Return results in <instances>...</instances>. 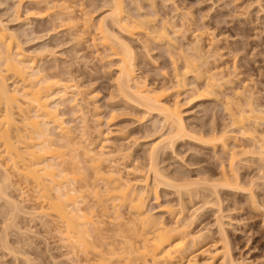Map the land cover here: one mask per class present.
Returning <instances> with one entry per match:
<instances>
[{
	"label": "bare ground",
	"instance_id": "1",
	"mask_svg": "<svg viewBox=\"0 0 264 264\" xmlns=\"http://www.w3.org/2000/svg\"><path fill=\"white\" fill-rule=\"evenodd\" d=\"M24 1L31 2V4L33 2V6L35 2L38 6L37 11H39L34 12L36 10L33 8L36 6H32V11L29 9L26 13L28 16L32 18L36 16L38 19L54 16L51 23L56 21L63 30L69 31V36L70 34L73 36L70 39L77 42L72 40L78 48L80 44H86L85 48H90L92 56L95 54L96 59H100L97 62L101 60L106 62V58L109 59V57L116 60L118 74L114 81L117 93L132 102L134 107L137 105L140 111L143 109L144 113H142L145 116H159L162 119V125L157 135L160 132L161 137L158 142L151 145V149L146 153L148 154L147 158L145 157L147 164L145 163L144 167L139 168V165L135 167L136 164L133 167L127 165V159L133 151L124 154L120 146L113 144L108 135L102 131L101 115L98 113L101 108L99 109L93 103L88 106L90 104L88 100L91 98L93 101L95 94L84 95L83 85L73 78L75 73L68 78L70 76L67 75L71 72H67V78H63L62 74L65 73L61 71L49 74L41 64V67L37 66L35 64L37 56L31 58L32 51L27 53L22 43L17 41L21 33L14 34L13 30L8 27L9 23H5L0 18V185L3 186L1 200L6 197L7 199L4 200L12 207V212L16 215L24 207H20L22 203L18 205L19 203L10 197L8 190L16 185L19 188L23 183L32 187L35 192H32L28 198L35 195L27 201L39 204L38 206L42 205L43 210H49L47 211L49 222L46 224L52 225L53 230L60 233L64 242L69 245L67 247L70 248V252L83 255L92 254L96 258V264H216L215 260L223 254L222 252H224L222 264H233L234 258L231 255L227 233L225 234L226 231L220 221L223 217L220 212L222 209L219 210L221 216L217 222L219 231L224 234L223 251L216 249L215 252L210 251V253L205 247L198 248L204 233L195 234L192 226L204 204H213L207 200V197H205L203 206L196 208L190 215L186 213L187 207L182 197L179 198V204L176 206L159 203L160 210L164 212L167 219L165 217L156 218L153 209L149 208V200L152 196L155 200L154 204H158L160 187L177 189L182 195V191L194 194L197 189L203 187L201 189L210 192V196H214L217 203L221 202L219 192L224 189L227 192L246 195L255 210L261 209V204L256 199V190H254V186H258L257 181L255 182L254 179L249 183H244L242 179L244 176L241 177L238 164L239 160H242L241 157L244 159L247 157L246 161L249 158L264 160V104L257 102L258 93L251 91L252 87L249 90L250 85L242 80L243 75L240 76L242 73L237 71L236 61L233 60L235 63L231 61L232 66L229 63H225V65L228 64L227 66L219 63L223 60L224 50L222 48V51L220 45L218 46L217 36L210 35L208 29L205 28H203L204 32L202 27L201 29L195 28V31L193 29L195 25L187 29L190 28L188 22L191 25L193 21L191 22V17L190 21L187 19L190 14H182L180 18L178 16L177 21L176 16L180 8L174 7V10L178 11H176V19L173 17L174 21L172 17L167 18L170 16L168 14H165L167 17H163L157 9L158 4L155 0H105L103 8L109 9L103 11L96 25L88 19L89 15L83 6L81 5L83 11H80L79 4L75 2V5L73 0H20L21 6ZM163 2L166 3V1ZM170 2L172 4L171 0ZM145 4L150 7L151 12H146ZM84 11L86 14L83 13ZM109 12L113 14L109 15ZM18 14L15 19L20 24L28 25V28L32 27L31 24L22 21L23 17ZM191 30L193 34H196L195 36L188 35ZM134 39L145 49H150V45H159L163 47V50L165 49L172 63V76L171 78L168 76L170 79L166 83L160 85L153 81L150 83V80L148 83L146 80L148 77L144 79L138 77L140 75L137 74L139 63H136L137 55L130 41ZM83 48L84 46L82 50ZM37 51L39 50H35V53ZM111 65L113 67L114 64H108V67L111 68ZM59 73H62L61 76ZM182 95L187 97L189 105L200 102H218L222 105L226 117L228 116L227 122H229H226L227 125L220 130L201 133L200 129V133H197L195 131L197 127L188 125L183 117L182 105L178 99ZM172 97L175 98L174 102L171 101ZM87 102L88 107L85 108L84 105L86 106ZM70 116L76 121L80 120L79 123H82L84 131L93 126V123L96 124L95 129L91 127L90 130L87 129L89 132H78L77 134L75 131V135L73 130L71 131L73 128L70 127ZM78 134L80 136H77ZM240 140L242 144L237 143ZM186 141L207 149L216 150L222 147L224 155L229 156V171L221 167L220 179L209 180L207 178V180L200 181L199 178V181L195 180L190 183L185 182V178L181 182L180 177L178 181L171 178L172 176L169 177L159 167V156L168 149L175 152V146L178 143H186ZM242 141H247L249 144L251 142V144L247 146V143L244 145ZM235 144L240 147L236 148ZM239 148L240 150L235 151ZM66 149H70L69 154L73 157L67 156L69 159L72 158L70 161L66 157ZM62 150L66 151L62 152ZM88 170H91L93 175L90 176V172L89 177H86ZM85 173L86 176H84ZM73 174L76 176L81 174V177L84 174L85 178L81 181L80 177L81 183L78 184L76 181L78 179L69 178ZM16 177L20 180L17 181ZM256 180L264 184V174ZM90 196L95 201L92 203L89 200L92 205L87 202ZM110 212L115 215L112 217L115 221H121L127 217L128 220L125 218L126 221H123L127 227L125 228L122 224L123 227H121L119 225L121 222L118 224L112 220L114 225L118 224V227L113 226L115 230L119 228L116 230V232L120 231L118 236L123 235L124 238L121 237V246H118L120 245L119 240L116 241L117 244L114 242L119 248H116L114 244H109L111 248L108 245L109 249L103 250L101 249L102 244L100 245L96 238L93 239L92 233L101 230L102 234H107V228L104 231L101 229L105 223L101 217L102 213L111 214ZM111 223L109 226L112 225ZM123 229L127 231L121 233ZM102 234L98 235L103 237ZM103 238L106 239V236ZM205 254H211V256L207 255L206 259L198 258L200 255L204 257Z\"/></svg>",
	"mask_w": 264,
	"mask_h": 264
},
{
	"label": "rangeland",
	"instance_id": "2",
	"mask_svg": "<svg viewBox=\"0 0 264 264\" xmlns=\"http://www.w3.org/2000/svg\"><path fill=\"white\" fill-rule=\"evenodd\" d=\"M19 1L20 0H0V18L5 23L6 22L9 23V25L8 23L7 25L10 29L13 30L11 31L14 32V34L17 33L18 35L21 33L20 35H18L20 37L19 40H17L19 41L18 43H22L23 45L22 47L24 48L25 51H27V53L28 52L30 53L31 51H32L31 53L33 52L35 53V50H39L35 54L33 53L32 55L30 53V56L31 58L32 57L35 58L37 56L35 59L37 62L35 61V64L40 67L42 65V67L47 70L46 73L50 74V73H55V71L56 72L61 71L62 73H65V74L61 73L63 75V78L64 77L67 78L66 75L69 72H71V74L67 76L73 75V73H75L73 75V78H75L78 82L80 81L81 85H83L82 91H84V95L86 94L96 95V96L94 95V98L92 96L93 101L90 98L89 100H91V102L88 100L90 104L88 105L87 102L86 106L84 105V107L86 108L88 106H91L92 103L95 104L96 107L97 106L98 108L100 107L101 110H99L98 113L101 116L97 112L96 113L101 117L100 123L102 125V131L104 132V134L108 135L109 139H111V142H113V144L115 143V145H117L118 147L120 146L124 154L131 153L133 151L131 153L132 155L129 156L127 159L128 161L127 165L129 166L132 165L133 167V165L136 164L135 167H138L137 165H139V168L144 167L145 163L147 164L146 155L148 154L146 153L149 152V150L151 149V145L153 143H155L156 141L158 142V140H160L161 134L159 132L157 135V132L161 128L160 125H162L161 124L162 119L159 118V116L157 115H148V116L146 115L147 116L146 117L145 114H143L144 113L142 111L143 109H141L140 111V109H138L139 107L137 108V105H135L134 107L132 102L124 99L121 95H120L121 97L119 96L116 90V82L114 81L116 80L115 76L117 78V74H118L117 71L118 66L116 65L118 63L116 60H113L111 57H109V59L107 58L106 60L104 59L106 62H104L103 60L97 62L100 59H96L97 57L95 56V54H93L95 57L92 56V52H90V48L87 47V49H89V51H87V49L85 48L86 44L84 43H83L84 45L80 44L78 48L77 47L78 45L77 44L75 45L74 43L76 41L74 39H70V37L73 38V36L71 34L69 36L68 34L69 31L63 30V28H61L59 24H57V22L54 21L55 19L53 20L54 22H52L53 24L51 23L54 16L50 18L42 17L39 19L36 18V16H34L36 19L34 17L32 18V16H28L26 13L27 11H29V9H31L32 11V8L35 6L36 7L33 9H35L36 11L34 12H38L39 11V10L37 11L38 6L35 5L37 3L34 2V6H33V2L31 4V2L28 3L24 1L21 6ZM73 1L72 2L75 5H76L75 2H77V5L79 4L78 6H80L81 8V10L79 8L80 11H83L82 9L84 8L86 13L89 15L88 19L89 20L91 19L90 21H92L95 25L97 24L102 14L104 13L103 11L109 9L106 7L105 9L103 8L105 6L104 3L105 0H73ZM163 1H166V3ZM168 1L169 2H167V0H155V2L158 4V5L156 4L157 9H159L161 15H163V17H167L165 14H168L170 16H168L167 18L171 19L172 17L173 21H174L173 17L175 19L177 17V21H178L179 20L178 16L180 18L182 14L183 15L190 14L189 18H187L188 16H186V18L189 19L188 21H190V17H191L193 19V20L191 19V22L193 21L194 24L191 23L192 25L191 26L189 25L190 23L188 22V27L190 28L187 29H191L195 25V27L193 28L194 30L197 27L199 29H201L200 27H202V29L203 28L208 29L210 35L213 36L214 34L215 37L217 36L216 38L218 40V46L220 45L219 47H221L220 48L221 50L223 48L224 51L222 50L223 52L222 51L221 52L222 55L226 57L224 59L223 56L222 57L223 60H220L219 63L220 64L223 63L224 66L228 65V64L225 65V63H229V65L232 66L233 65L232 62L236 61V63L235 62L234 63L237 64L236 66H238L237 71L242 73L240 74V76L243 75L242 80H244L246 84L248 83L247 85H250L249 90L252 87L251 91H253L254 93L255 92L258 93L256 97L257 102L264 104V0H171L172 4L170 0ZM17 5L18 7L20 6L21 7L18 8ZM81 5L83 6V8ZM174 7L177 9L180 8L179 12L176 10L178 12L177 16ZM145 8L147 10L146 12L149 11L151 12V10H149L150 7L147 6V4H145ZM85 11L83 13H85ZM188 11L190 13H188ZM17 13H19L18 15L23 17L22 18L23 20L21 19L22 21L31 24L32 27L28 28V25H24L22 23L20 24L19 21L16 20ZM27 16L30 17L28 20L26 19L28 18ZM23 25L27 27H24ZM57 27L59 29L61 28L63 31H61V29L59 30ZM54 28H56V30ZM203 31L205 32L204 29ZM208 31H206V33ZM191 32L189 31L188 33L189 36L196 35L193 34V32L192 33ZM36 37H38L37 41H36ZM33 38H35V40ZM32 39L33 42H31ZM38 39L40 40L38 41ZM24 41L26 42V44ZM130 41L133 50L137 55L136 63L137 64L139 63L137 65L138 66L137 74L138 75L140 74L138 77H142V79H144V77L146 78L148 77L146 79L148 80V83L149 80L150 83L151 81H153V83L155 82V84L157 83L160 85L166 83L168 79H170L172 76V69H171L172 63L169 60L168 55L164 51L165 49L163 50L162 49L163 47H160L159 45H150L149 46L150 49H145L141 43L136 41V39H134V41L133 40ZM43 46H45L46 48ZM83 46L84 48L82 50ZM47 49H49L50 51ZM42 50L45 51L43 52ZM108 54H111V52H109ZM40 58H42L41 60L43 62L40 60ZM111 62L114 65L113 67L111 65L110 68V66L108 67V64L109 65L112 64ZM55 68L59 70L57 71V69ZM138 68L140 69V71ZM52 70H54V72ZM75 75L77 76V78ZM68 78H71V76ZM164 79H166L165 82H163ZM78 98L79 97L77 96V99ZM168 99L167 101L171 100V98L170 100ZM178 99L182 105L181 111L183 112L184 119L186 120L188 125H192V127L194 128L197 127L195 129L197 133L200 131V129H201L200 131L201 133H205V132L211 133L213 130H218V129L220 130L227 125L226 122L228 120L227 119L228 116L226 117V113L224 112L222 105H219L218 102H214V101L202 102V103L200 102L194 105L192 104L189 105L188 99L185 95H182ZM173 100L175 101L174 97H172L171 101L174 102ZM142 116H144V118ZM69 120H70V127L73 128L71 129V131L73 130V133L75 131L76 134L78 132L79 133L89 132L87 131L88 128H86V131H84L85 129H83L82 123H79L80 120L76 121L72 116L69 117ZM72 120L76 122L73 123ZM71 123H73V125ZM90 123H92V121ZM93 124L96 125L95 123ZM94 125L91 127L95 129ZM90 128L88 130H90ZM109 132L111 133L109 134ZM77 136H80V134H78ZM247 141H242V142H244V145L247 143L248 146L251 144V142L249 144V142ZM237 143L240 144L241 140L240 142ZM238 144H235L236 148L240 147V145ZM66 150L65 151L67 152L66 153V157H67L71 155L69 154L71 152H69L70 149L69 150L66 149ZM238 150H240V148L235 151ZM65 151L62 150V152ZM174 151L175 152H173V150L171 151V149L170 150L168 149L164 153L162 152L160 154V156L162 157L159 156V160H158L160 163L159 162L158 163L160 164L159 167L163 170V172L165 174L167 173L169 177L172 176L171 178L176 179V181H178L179 177H180L179 180L181 182L185 178L186 180L184 181L185 182L187 181V183H190L191 181L195 182V180L199 181V178L200 181L201 180L203 181L204 179L207 180V178L209 180L210 179L217 180L220 179L222 176L221 167L229 171V166H230L229 158H228L229 156L227 157L226 154L224 155L222 147H218L216 150L215 149L213 150L209 148L208 149L203 148L196 143H191L186 141V143H178L175 146ZM69 157H72V155ZM70 159L68 158L69 161ZM241 159L242 160L238 159L240 163L238 164L239 166L238 165L237 166L240 169L239 173L241 177L244 176L242 178L244 183H249V181L254 179L255 182L257 181L256 184L258 186H254L255 187L254 190H256L255 192L256 199L257 201L259 200L258 202L261 204V205L259 204L261 206V209L259 211L253 208L251 200L248 199L249 197H247L244 194L242 195L235 194L234 192L231 191L227 192L226 190L224 191V189L223 190L221 189V191L219 192V194L221 193L219 195L220 196L219 198L221 200L220 202L221 204H220L217 203L216 198H214V196L212 195L210 196L209 194L210 192L201 189L203 188L201 186H200L201 188L197 189V191H195L194 194H191L186 191H182L183 195L181 194V192L178 193L177 189L173 190V188L168 189L167 187H160L159 188L161 190V191L159 190L160 200L158 204L156 203L154 204L155 200L153 199L154 197L152 196V198H150L149 200V208L153 209V213L156 218L165 217L167 219L164 212L160 210L161 209L160 204L161 205L171 204L176 206L177 204H179V200H180L179 198L182 197V199L184 200L183 202L187 207L186 213L190 215V213H192L196 208H201L203 206V203L205 202V197H207L208 198L207 200L213 202V204L212 203L209 205L204 204V206L201 209L202 211L200 212L197 220L192 226L193 228L192 231H194L195 234L204 233V237L198 248L205 247L207 248L206 249L207 252L211 251L212 253L215 252L216 249L223 251L225 240L222 239H224V234L221 233V231H219V226L217 222L218 218L222 214L223 217L222 220L220 221H222L224 230L226 231L225 234L227 233L226 236L228 237L229 240L228 242L230 244L232 258H234L233 260L239 261L241 259H246L249 262V264H260L261 261H264V184L263 182L260 183V181L256 179L260 178L261 174H264V168H263L264 162H262L264 160L259 161L258 159L249 158L246 161L247 157H245V159L241 157ZM243 159L245 162L243 161ZM86 173L85 175L83 174L84 176L87 175L86 177H89V173L90 176L93 175L91 170H88V172L86 171ZM83 175L81 177V174L80 176H76V174H73V176L70 175L69 178L74 179L73 177H75L76 179L79 180V181L76 180L77 183L80 184L81 182L79 178L81 177V181H82V178H85ZM18 178L19 177H16L15 179L19 181L20 179ZM15 179H13V181H15ZM0 181H1V177H0ZM181 182L179 184H181ZM20 184L21 183H19V185ZM21 185L22 186L19 188L16 185L17 188L13 187L14 188L13 189L11 187V189L8 190L10 197H12L13 200L15 199V201L19 203L18 205L22 203V206L20 207L22 208L24 207L20 213L16 214L17 216L13 214L12 207L6 202V200L4 199L1 200L0 198V205L3 206L0 207V261H3L4 264H96L97 263V261L95 260L96 258H94L92 254L86 255L85 253V255H83L82 253H78V252H73V253L72 251L70 252V248H68L69 245H67V243L64 242L62 237L59 235L60 233L58 234V232H56L55 229L53 230L52 225L46 224V222H49L48 219L49 216L47 213V211L49 210L47 208H46L47 210L45 209L43 210L41 208L42 205L38 206L39 204H32L31 201H27L30 200L33 195H35L33 194L30 198H28V196H30L32 192H35L33 191L34 189L30 186L25 185L24 183ZM23 190L24 192L25 191L26 192L24 193ZM179 194H181V196ZM104 196L106 197V195ZM89 200L92 203L95 202L92 196H90L87 201L89 202L90 205H92V203H90ZM217 204L219 205L217 206ZM5 208L9 212L10 219L12 218L11 223H13V224L10 223L8 227H5V219L3 215ZM219 210H221L220 211L221 214ZM44 211H46V213ZM122 211L124 212V210ZM102 214L103 216L101 217V219L102 221L105 220L103 221V223L105 222L106 224L104 223L102 225L103 228L101 229L104 231L107 228V234L104 235L105 233L102 234L101 233L102 231L99 230L97 231L98 233L97 232L92 233V235H93V239L96 238V240L100 242V245L102 244L101 249L106 250L107 248L109 249V247L111 248L109 244H114V242L115 244H117L118 242L116 241L118 240L120 244V242L122 241L121 237L123 235L118 236L120 231L119 232L117 231L118 232L117 233L116 230H119V228H116L115 230V227L116 225L118 227V224L121 222L119 225L121 226L122 224L126 228L127 226L125 225L124 222L128 220V218L125 217L127 218L126 220L124 218V220L115 221L112 218L115 216L114 214L112 213L111 214L102 213ZM12 215L14 217H12ZM106 215L108 218L106 217ZM110 215L111 217H109ZM109 218L112 219L109 220ZM112 220H114V223L117 222L118 224L116 223L114 225ZM109 222L112 224L111 226H109L110 225ZM47 225H49L50 227ZM124 229L121 233L127 231V230L124 231ZM115 233L117 235H115ZM98 234H102L103 237L106 236V239ZM125 234L127 235V233ZM100 236L102 238H100ZM123 238L124 237H122V239ZM101 239H103L104 241L103 240L101 241ZM2 243L5 244L2 245ZM4 246H6V248L9 247V251L7 253L5 252ZM118 246H121V244ZM118 246H116V248ZM222 253L223 254L218 256L219 258L217 257L218 259L215 260L216 264L223 263L222 257L224 255V252ZM207 255L205 254L204 257H202V255L200 256L198 255L199 256L198 258L204 259ZM209 256H211V254ZM206 258H208V256Z\"/></svg>",
	"mask_w": 264,
	"mask_h": 264
},
{
	"label": "snow or ice",
	"instance_id": "3",
	"mask_svg": "<svg viewBox=\"0 0 264 264\" xmlns=\"http://www.w3.org/2000/svg\"><path fill=\"white\" fill-rule=\"evenodd\" d=\"M113 13L109 12V15H112ZM101 24H103V20H101ZM3 192V186L0 185V195H2ZM4 199H7L6 197H4ZM0 207H3L2 205H0ZM4 219H5V227H8V225L12 222V220L9 217V212L8 210L5 208L4 212ZM9 251L8 248H5V252L7 253ZM0 264H4L3 261H0ZM233 264H249V262L246 259H241L239 261H233ZM260 264H264V261H261Z\"/></svg>",
	"mask_w": 264,
	"mask_h": 264
}]
</instances>
